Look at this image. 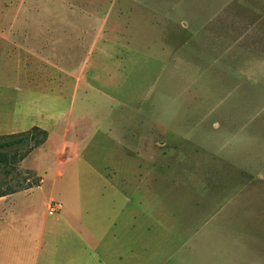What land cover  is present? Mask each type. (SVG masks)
Wrapping results in <instances>:
<instances>
[{
	"label": "rangeland",
	"instance_id": "1",
	"mask_svg": "<svg viewBox=\"0 0 264 264\" xmlns=\"http://www.w3.org/2000/svg\"><path fill=\"white\" fill-rule=\"evenodd\" d=\"M175 1L179 0H0V26L30 25V36H42L27 40L30 51L26 56L17 49L8 52V45L0 42V113H9L17 101L23 102L21 93L26 85L37 87L40 94L54 90L47 99L26 97L23 102L41 106L42 110L49 105L51 111L40 113L45 121L50 114L55 118L63 114L60 111L68 113L61 121L55 118L47 122L58 123L53 125L49 140L47 132H37L30 141L5 149L9 163L0 162V192L39 185L30 193L15 196L11 202L13 214L19 218L36 216L48 223L62 215L67 206L77 207L79 226L89 221L96 230L102 226L98 213L101 215L107 205V199H102L104 192L115 194L108 183L128 185L126 190L131 191V206L137 217L135 234L152 235L157 248L163 247L172 255L170 264L194 249L196 258L200 252V262L196 259L195 264H264V186H258L264 185V172L260 171L264 166V111L247 113L248 126L243 131L248 143L253 140L251 145L226 146L222 142L230 134L220 138L207 134L199 118L200 110L214 103L203 92L207 82L198 78L199 71L193 63H186L179 55L182 47L177 48L176 44L183 40L184 32L162 28L164 10ZM220 5L218 8L247 11V40L255 41L256 50L264 54V0H223ZM191 8L177 7V11L179 15L190 14ZM37 25L41 28L33 29ZM101 25H105L102 37L93 49L96 27ZM101 39L112 43L110 51L114 55L128 60L121 62L127 64L125 67L96 60ZM16 53L27 65L23 60L17 64ZM33 53L41 56L39 65L32 63ZM44 59L56 62L58 67L51 81L49 64ZM34 66L40 67L35 82L30 79ZM195 109L199 110L192 112ZM231 130L236 131V125ZM135 133L145 134L143 142L145 137L155 136L158 142L165 143H154L155 152H167L161 164L153 163L157 167L143 162L136 154L141 145L129 143ZM182 135L185 140L202 138L220 148L218 152L222 154L236 157L244 152L248 163L243 168L236 167L191 141H182ZM45 142V147L39 149ZM34 149L33 156L22 165V156ZM161 165L166 168L165 176H160L163 182L154 184L180 186L168 193L146 191L149 185L145 183L161 171L157 169ZM58 169L62 175L56 174ZM108 170L114 171L109 181ZM125 178L127 182L122 181ZM191 183L249 184L257 188L225 193L227 200L218 204L199 205V196L202 199L204 192L194 186L195 194L191 196ZM50 200L62 206L53 215L47 212ZM148 212L151 217H146ZM76 238L66 239L62 234L54 239L64 247L66 241L78 245ZM48 240L49 236L44 238V242Z\"/></svg>",
	"mask_w": 264,
	"mask_h": 264
},
{
	"label": "crops",
	"instance_id": "2",
	"mask_svg": "<svg viewBox=\"0 0 264 264\" xmlns=\"http://www.w3.org/2000/svg\"><path fill=\"white\" fill-rule=\"evenodd\" d=\"M221 1L223 0H179L178 3L175 1L174 4L169 6L170 10L168 7L164 10L163 22H165V25L162 28L168 32H184L185 36L183 40L180 44H176L177 48L182 47L179 55L183 56L186 63H193L194 67L199 71L198 78L207 82L203 92L206 93L205 96L208 99H214V103L208 109L200 110L199 113L200 123L205 127L207 134L210 137L215 136L219 138L225 134H230L231 136L227 137L222 144L228 146L232 143L237 146L238 144L244 146L248 143L244 139V136L247 134L243 131L248 126L247 113L264 111V54H260L256 50L258 46L255 41L251 39L250 43L247 40L249 37L245 30L249 27L248 13L246 15L247 11L239 8H218ZM189 5L192 7L189 12L190 14L179 15L177 7L185 9ZM29 26L24 27L21 24L0 26V42H5L8 45L10 48H8V52L11 48L14 51L17 49L23 53L22 56H26V52L30 51L26 47L27 40H36L38 37H42L40 34L30 36V28L32 27ZM104 27L105 25L96 27L98 34L96 33L93 37V49L98 45L100 37H102L100 33L104 30ZM39 28L41 27L37 25L33 29ZM51 30L49 29V31ZM101 40L102 48L98 47V57L96 60L108 61L109 64H113L115 67L119 66V68L125 67L127 64H122L121 62H128V60L120 56V54L114 55L110 51L113 47L112 43L107 42L105 39ZM176 47L173 48L174 51ZM186 48H191V50L186 51ZM33 54L32 63L39 65L41 56L35 53ZM15 57L17 64H22L20 60H23L24 65H27L25 59H20V54L16 53ZM50 59L44 60L49 64L48 70L50 73L48 78L51 81V79H55L54 74L56 73L55 70H58V67L56 62L54 63ZM96 66L97 63L95 61L94 67ZM104 68L105 75L109 77V70L106 66ZM32 69L34 70V75L30 79L35 82L37 76H39L40 67L37 68V66H34ZM100 69L99 67L97 70ZM203 69L205 72L202 74ZM28 70L30 71V68ZM59 71H61L60 68ZM61 72L66 77L68 76V72ZM75 73L76 71L73 72V74ZM22 74L24 77L27 75L25 74V69ZM74 79L77 80L78 77L76 76ZM48 91L52 93L54 90L50 89ZM49 92L48 94H40L37 87H29L26 85V88L21 93V99L23 102H25L26 97H36L37 99L46 97L45 99H47L51 95ZM56 99L58 98L56 97ZM17 102L16 108L12 107L9 113H0V135L23 132L33 126H37L48 133L49 140L50 135L53 134L51 129H53L54 124H48L47 122L55 120V118L61 121L65 116H68V113L60 111L63 114L56 115L55 118L50 114L47 116V121H45L46 119H42L40 113L51 111L49 105L45 106L42 110L41 106L26 105L23 102ZM196 110L199 109L192 110V112ZM56 125L58 123L54 126ZM234 125H236V131L231 130ZM68 127H66V132ZM145 134L135 133L131 136L129 143L134 141V144L141 145L137 147L136 154L144 159L143 162L145 161L146 163L152 164L153 167H157L153 163L157 162V165L161 164L162 159L167 156V152H161L160 154L155 152L156 145L154 143H165L158 142L155 136L145 137V141L143 142L142 136ZM63 136L64 134H62ZM181 137L183 138L182 141H191L198 148L212 153L216 157L232 163L236 167L243 168L248 163V157H245L244 152L242 154L238 153L236 157H233L219 153L220 148H216L214 144V146H211L208 141H204L202 138H198L197 140L194 136L192 140H185L184 135ZM46 142L44 145L38 146V148L42 149L45 147ZM248 144H253V140ZM217 147H220V145ZM35 149L21 160L22 165L29 157L33 156ZM262 150L264 151V146ZM129 152L131 154L134 153L131 149ZM157 169L161 171L157 172L154 175L155 177L153 176L150 180L152 184L145 183L149 185V189L146 190L144 188V190L168 193L180 186V184L176 183H165L166 185L154 184L163 182L162 177L165 176L163 170L166 168L161 165ZM262 170H264V166ZM262 170L260 169L261 172H264ZM108 171L110 172L107 174V180L109 181L114 171ZM56 174L62 175V171L58 169ZM140 176L138 175V177ZM122 181L127 182V178L122 179ZM108 184L109 188L115 194L109 195L104 192L102 196V199H107L105 202L107 205L104 204L106 209H103L101 215L98 213L97 219L102 222V226L97 228V231L89 225V221H86L83 226H79L80 223L75 217V215L78 216L77 207L70 209L67 206L62 215L48 223L39 220L36 216L29 215L24 218H19L13 214L14 211L11 209V202L15 196L30 193L34 187L37 188L39 185L30 186L0 196V264H170L172 255L163 247L158 249L155 245L156 242L154 243L156 239L152 235L146 237V233L142 235L135 234V221H137V217L135 216V209L131 206L133 202L129 195L131 191L126 190L129 188L128 185L124 187L117 184H114L115 186L110 183ZM191 184H188L192 189V191L189 190L193 194L191 196L195 194L194 186H199L197 189L198 192H204L202 199L198 195L200 198L199 205L200 203L201 205L218 204L223 200H227V197L224 196L225 193L234 191L245 192L252 190V188H257V185L233 183ZM142 188L138 187V189ZM183 188L185 189L186 187ZM51 201L47 203V212L49 215L54 214L49 213ZM99 202L101 201L99 200ZM146 203L148 206L150 205L148 201ZM150 215L151 213L148 212L146 217H151ZM145 222L146 226L149 227L148 221ZM62 234L66 239L70 237L75 239L77 237L76 240L79 244L75 245L74 243L66 241L64 247L59 245L54 238ZM47 236H49V240L48 242H44V238ZM160 236L161 239L165 240L166 237L163 234H160ZM187 239L189 237L185 238V240ZM196 254L195 249L194 251H185L183 255L175 258L172 264H186V260H189V264H195L196 259L200 262V252L197 256L198 258L195 257Z\"/></svg>",
	"mask_w": 264,
	"mask_h": 264
},
{
	"label": "trees",
	"instance_id": "3",
	"mask_svg": "<svg viewBox=\"0 0 264 264\" xmlns=\"http://www.w3.org/2000/svg\"><path fill=\"white\" fill-rule=\"evenodd\" d=\"M37 132L43 133L44 135H46V131L37 127V126H33L31 127L29 130L20 132L17 136L10 134V135H1L0 136V162H2L4 165H6L8 162V158H7V151L5 149H8L12 146H15L21 142L24 141H30L32 139V137L37 134ZM8 137L7 139H4L5 137ZM10 150V149H8ZM13 157H15L14 153L12 155ZM25 157L22 156L21 159H23ZM8 193H12V192H0V196L8 194Z\"/></svg>",
	"mask_w": 264,
	"mask_h": 264
},
{
	"label": "built area",
	"instance_id": "4",
	"mask_svg": "<svg viewBox=\"0 0 264 264\" xmlns=\"http://www.w3.org/2000/svg\"><path fill=\"white\" fill-rule=\"evenodd\" d=\"M60 208H61L60 203L51 201V203L49 205V213H55V212L59 211Z\"/></svg>",
	"mask_w": 264,
	"mask_h": 264
}]
</instances>
